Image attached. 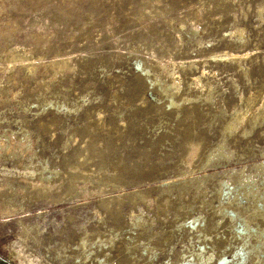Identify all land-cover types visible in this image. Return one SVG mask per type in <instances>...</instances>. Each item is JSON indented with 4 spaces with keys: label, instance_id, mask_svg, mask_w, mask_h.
Returning a JSON list of instances; mask_svg holds the SVG:
<instances>
[{
    "label": "rangeland",
    "instance_id": "obj_1",
    "mask_svg": "<svg viewBox=\"0 0 264 264\" xmlns=\"http://www.w3.org/2000/svg\"><path fill=\"white\" fill-rule=\"evenodd\" d=\"M263 231L264 0H0V264H264Z\"/></svg>",
    "mask_w": 264,
    "mask_h": 264
},
{
    "label": "bare ground",
    "instance_id": "obj_2",
    "mask_svg": "<svg viewBox=\"0 0 264 264\" xmlns=\"http://www.w3.org/2000/svg\"><path fill=\"white\" fill-rule=\"evenodd\" d=\"M233 56V55H232ZM164 67V66H163ZM196 81V80H195ZM250 190H252L251 188L249 189V192H250ZM260 236H264V231L263 232H261L260 234H259ZM262 238V237H261ZM264 239V238H263ZM17 253V252H16ZM236 256V255H235ZM19 262L21 263V264H23V263H25V260H22L21 258H20V260H19ZM27 262H29L30 264H32V262L30 261V260H28L27 259ZM224 262V261H223Z\"/></svg>",
    "mask_w": 264,
    "mask_h": 264
}]
</instances>
